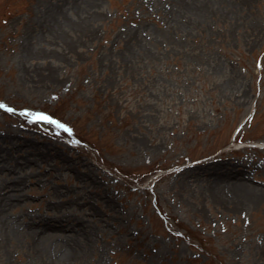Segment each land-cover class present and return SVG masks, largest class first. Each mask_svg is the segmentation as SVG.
<instances>
[{
  "label": "rangeland",
  "instance_id": "374dc122",
  "mask_svg": "<svg viewBox=\"0 0 264 264\" xmlns=\"http://www.w3.org/2000/svg\"><path fill=\"white\" fill-rule=\"evenodd\" d=\"M92 1L77 30L74 0H0V264H49L21 227L62 213L89 233L58 264H264V0L188 31L173 0Z\"/></svg>",
  "mask_w": 264,
  "mask_h": 264
},
{
  "label": "bare ground",
  "instance_id": "6f19581e",
  "mask_svg": "<svg viewBox=\"0 0 264 264\" xmlns=\"http://www.w3.org/2000/svg\"><path fill=\"white\" fill-rule=\"evenodd\" d=\"M170 6V13L179 19V22L183 26L184 31H188L189 27L195 24L204 23L206 17L214 15L218 9L215 8L217 0H173ZM74 7L81 11V15H79V19H71L69 23L71 27L74 29H83L86 23H90L93 16L97 14L94 1L92 0H74ZM64 7L61 4H55L50 8L49 20H54V24L57 22L58 15H61L64 12ZM176 11V12H175ZM47 25H43L46 27ZM176 28V27H175ZM70 44V43H69ZM74 44H70L69 46H73ZM68 46V47H69ZM30 160V158H27ZM227 176L231 177L230 186L228 187L231 190H234V185L246 187V191L250 189V186L246 179L243 176H239L233 170H229ZM220 179V178H219ZM12 185L11 189H15L16 184ZM247 185V186H246ZM8 185H3V187H7ZM2 187V188H3ZM236 191V189H235ZM245 191V192H246ZM20 199V196L17 193H13L11 191L0 195V223H2L1 213L3 207L5 205H11L14 200ZM248 199L239 200V205H242ZM2 209V210H1ZM23 227L29 229L24 233V235H30L33 238L31 247L33 248V252L37 258L41 261L49 264H58L65 263L67 261H72L75 258V247H74V239L77 238L81 234L88 235L87 228L84 226L81 219L76 218L72 214L62 213L58 217L55 218H39V219H29V221H23ZM1 232V230H0ZM18 233V232H17ZM12 234L11 230H7L3 233H0V240L5 238H10ZM76 259V258H75Z\"/></svg>",
  "mask_w": 264,
  "mask_h": 264
},
{
  "label": "snow or ice",
  "instance_id": "6c2138e0",
  "mask_svg": "<svg viewBox=\"0 0 264 264\" xmlns=\"http://www.w3.org/2000/svg\"><path fill=\"white\" fill-rule=\"evenodd\" d=\"M43 118L48 119V117H43Z\"/></svg>",
  "mask_w": 264,
  "mask_h": 264
}]
</instances>
